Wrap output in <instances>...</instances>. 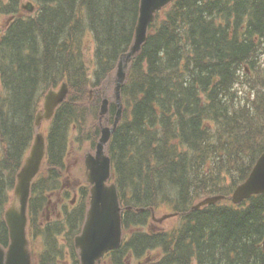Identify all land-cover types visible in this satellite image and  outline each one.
<instances>
[{"label":"trees","instance_id":"16d2710c","mask_svg":"<svg viewBox=\"0 0 264 264\" xmlns=\"http://www.w3.org/2000/svg\"><path fill=\"white\" fill-rule=\"evenodd\" d=\"M22 2L0 0L8 21L0 24V244H9L4 214L41 101L66 81L70 95L51 123L29 230L33 245L43 239L47 247L37 264L65 255L80 264L74 240L89 188L47 222L50 195L61 188L72 140L78 154L96 146L102 85L132 45L140 0H34V15ZM123 102L109 154L125 237L103 264H264V195L228 201L264 153V0H176L151 26ZM116 112L112 104V120ZM215 195L226 199L192 210ZM167 208L178 216L155 223Z\"/></svg>","mask_w":264,"mask_h":264},{"label":"water","instance_id":"95a60500","mask_svg":"<svg viewBox=\"0 0 264 264\" xmlns=\"http://www.w3.org/2000/svg\"><path fill=\"white\" fill-rule=\"evenodd\" d=\"M174 0H141L134 43L128 53L121 56L115 77L113 78V98L118 106V113L112 127L107 126L109 103L104 99L100 121L105 119L106 126H101V138L96 154L85 157L86 182L93 185L91 189L90 209L83 227L82 234L75 239V246L81 258V264H102L104 254L120 248L123 239L122 208L116 184H107L112 177L111 159L107 148L112 134L117 129L123 115L122 90L128 79V71L132 61L141 53L148 40L150 25L155 21L156 14ZM33 11V9H31ZM69 92V86L63 84L59 91L51 90L45 98L44 109L36 118L39 128L43 120H51L57 107L64 102ZM46 137L39 133L31 147L29 155L17 176V183L11 206L5 218L10 232L8 249L0 246V264H32L31 244L28 235V209L32 193V185L42 171L47 157ZM264 194V154L253 168L249 178L234 192L231 200L234 204L255 195ZM224 197L207 198L195 206L200 209L214 205ZM169 216L160 219L163 222Z\"/></svg>","mask_w":264,"mask_h":264},{"label":"rangeland","instance_id":"374dc122","mask_svg":"<svg viewBox=\"0 0 264 264\" xmlns=\"http://www.w3.org/2000/svg\"><path fill=\"white\" fill-rule=\"evenodd\" d=\"M30 0H26V1H24V4L26 3V5L28 4V2H29ZM27 13H29V12H27ZM4 19L2 18L1 19V21H3ZM113 88H114V85L113 84H111L110 82L108 83V85H107V88L105 89L106 91H105V93L107 94V96L108 97H112V95H113ZM48 129V123H45L44 124V128H43V130L44 131H46ZM90 146H88V145H83V151H82V153L81 154H84L86 151V149L87 148H89ZM75 149H78V147H74V146H72V150H71V152L73 153V151L75 150ZM85 155V154H84ZM76 157H78V154H72L71 155V157H70V159L68 160V163H67V171L69 172V174L71 175V180L70 181H73V179H77V180H79V181H84V168H83V165H82V160H81V162L77 165L76 164V160H75V158ZM77 159V158H76ZM63 182L65 183L66 181H65V179L63 180ZM74 182V181H73ZM72 184V183H71ZM67 187L69 186V185H66ZM68 190L69 191H71V197H74V192H73V186H71V187H69L68 188ZM54 201H56V199H54ZM52 203H54V202H52ZM51 203V204H52ZM53 205V204H52ZM66 259H64L63 260V264H66V261H65Z\"/></svg>","mask_w":264,"mask_h":264},{"label":"bare ground","instance_id":"6f19581e","mask_svg":"<svg viewBox=\"0 0 264 264\" xmlns=\"http://www.w3.org/2000/svg\"><path fill=\"white\" fill-rule=\"evenodd\" d=\"M253 101V100H252ZM6 142V141H5Z\"/></svg>","mask_w":264,"mask_h":264}]
</instances>
